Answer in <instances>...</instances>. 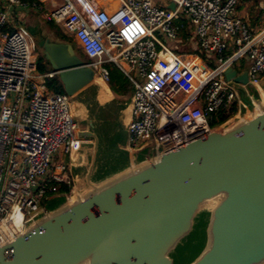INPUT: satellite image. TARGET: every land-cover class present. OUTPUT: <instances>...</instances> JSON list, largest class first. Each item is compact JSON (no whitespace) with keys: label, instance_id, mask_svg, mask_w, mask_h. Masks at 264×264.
I'll return each mask as SVG.
<instances>
[{"label":"built area","instance_id":"obj_1","mask_svg":"<svg viewBox=\"0 0 264 264\" xmlns=\"http://www.w3.org/2000/svg\"><path fill=\"white\" fill-rule=\"evenodd\" d=\"M241 1L0 0V244L42 214L61 184L72 185L64 157L84 143L72 98L44 83L57 75L37 72L23 19L41 12L107 85L108 66L119 69L133 86L128 148L169 152L209 135L219 113L237 115L240 89L250 95L264 79V26L256 32L239 15ZM232 69L247 71V85L226 78Z\"/></svg>","mask_w":264,"mask_h":264},{"label":"water","instance_id":"obj_2","mask_svg":"<svg viewBox=\"0 0 264 264\" xmlns=\"http://www.w3.org/2000/svg\"><path fill=\"white\" fill-rule=\"evenodd\" d=\"M168 8L174 10V3ZM35 40L67 96L94 85V71L73 44L39 32ZM226 78L248 83L247 71L238 75L232 69ZM95 87L100 106L121 97L112 93L101 103ZM261 91L264 79L259 88H249L250 95L240 89L237 115L169 152L153 144L128 148L131 97H122V132L108 146L92 131L94 121L87 128L79 124L80 139L92 143H82L70 158L71 196L51 198L22 233L0 244V264H174V253L201 222L204 247L189 264H264ZM76 106L84 111L75 117L81 119L85 108ZM79 181L83 186L76 192Z\"/></svg>","mask_w":264,"mask_h":264},{"label":"rangeland","instance_id":"obj_3","mask_svg":"<svg viewBox=\"0 0 264 264\" xmlns=\"http://www.w3.org/2000/svg\"><path fill=\"white\" fill-rule=\"evenodd\" d=\"M250 8L247 7L243 1L240 3L237 10L240 15H243L245 14V12L250 11ZM257 13L258 12L255 11L254 14L255 17ZM23 23L27 28V30L34 37V39L36 32H39L43 36L50 38L51 40L54 41L60 40V38H58L57 36V31L60 29V27L55 25V28H52L50 24L51 22L45 20L41 12H34V11L30 12L28 16L23 19ZM261 23L262 22H260V26L258 28L255 27L256 29L254 30L256 32L261 30L260 28ZM35 43H36V54L38 55V57H40L43 55L42 50L37 47L36 40ZM244 66L246 67V62L240 61L237 65V68L239 70H243L245 68ZM96 97H97V88L95 87V85H92L85 92L71 99V103H72V108L73 106L75 107L76 105H81V107L85 108L86 111L85 116L81 119L79 117L76 118L78 120V123L80 124L81 127L87 128L89 126V122L94 121L95 127L92 131L99 135V137L101 138V143L105 147V145L108 146V144L114 141L116 133H118L119 131H120L119 133L122 132L119 127L120 118L123 113V107L125 104L124 100L125 98L128 97L125 98L115 97V100L113 102L102 106H100V104L96 102ZM255 102H256V98H255ZM74 117L76 116L74 115ZM88 141H91L90 143H92V140H88ZM60 154L61 151H58L55 154L54 157L55 162H57L61 158ZM64 159H65V163L66 162L68 163L67 157H64ZM67 196L70 197L71 195H67ZM203 226L204 224L203 222H201L196 227L194 233L189 238H187L181 244L178 250L174 253L173 255L174 264H189L199 255L205 243V232L203 230Z\"/></svg>","mask_w":264,"mask_h":264},{"label":"trees","instance_id":"obj_4","mask_svg":"<svg viewBox=\"0 0 264 264\" xmlns=\"http://www.w3.org/2000/svg\"><path fill=\"white\" fill-rule=\"evenodd\" d=\"M24 1L25 2H33V0H24ZM243 1H244V3L253 2L252 6L250 8V15L252 16V26L255 27L256 25L260 24V22H262V21L264 22V18L262 19V17H264V12L260 11L259 13H257L256 17L254 16V14H255V10H254L255 5L254 4H257L259 2V0H242L241 2H243ZM0 9H1V2H0ZM50 24H51L52 28H55L56 24H54L52 22ZM185 26H186V23H185ZM57 36L63 42L72 43V39L67 37L66 35H64V33L60 29L57 31ZM80 55L86 62L88 61V59L86 58V56L83 54L82 51L80 52ZM108 67L110 69V79L108 82V86H109L110 90L112 91V93L117 95V96H121V97H131V95L133 93V86L130 83V81L114 65H109ZM49 71H50V67H49L48 63H46V61L44 60V58L42 56L38 57V59H37V72L41 75H45ZM44 83L52 92L57 93V94H65L63 85L59 81L57 76L53 77V78H49V77L45 78ZM236 112H237V109L235 108L228 115H226L225 113H219L217 120L213 121L211 123V125L213 127L221 126L222 124L227 122L229 119H231L236 114ZM71 190H72V185L69 186V185L61 184L59 191H58V195L59 196L69 195L71 193Z\"/></svg>","mask_w":264,"mask_h":264},{"label":"bare ground","instance_id":"obj_5","mask_svg":"<svg viewBox=\"0 0 264 264\" xmlns=\"http://www.w3.org/2000/svg\"><path fill=\"white\" fill-rule=\"evenodd\" d=\"M97 80V82H96V80ZM95 79H94V81L92 82V84H94V85H96L97 87H98V99H99V101L101 102V103H106V102H108V101H110L111 99H112V97H110L109 95H108V85L100 78V77H95ZM100 83V84H99ZM261 96H262V101H263V103H264V92L263 91H261ZM257 105V104H256ZM72 112H73V114L75 115V116H81V115H83V113H84V111L81 109V108H79V106H73V108H72ZM125 115H126V121H128L129 120V118H130V109H128L127 111H126V113H125ZM77 156H75L74 157V160L76 161L77 160ZM78 159H80V157L78 158ZM74 161V162H75ZM77 162H78V160H77ZM83 186V184H82V181H79L78 183H77V185H76V192L78 191V189H80L81 187Z\"/></svg>","mask_w":264,"mask_h":264},{"label":"crops","instance_id":"obj_6","mask_svg":"<svg viewBox=\"0 0 264 264\" xmlns=\"http://www.w3.org/2000/svg\"><path fill=\"white\" fill-rule=\"evenodd\" d=\"M252 4H253V2H247V3H245V5L247 6V7H251L252 6ZM260 4H261V0H259V2L257 3V4H254L255 5V7H254V10L255 11H257L258 13L260 12V11H262V12H264V10H262L261 8H260ZM257 5V6H256ZM240 15V14H239ZM28 16V15H27ZM26 16V17H27ZM240 16H242L246 21H248L249 22V24H250V26L253 28V29H256L255 27H259L260 26V24H258V25H256L255 27H253L252 26V20H251V15H250V11H248V12H245V14H243V15H240ZM264 18V17H263ZM263 24H264V22L262 21V23H261V27L263 26ZM260 27V28H261ZM65 35V34H64ZM68 37V36H67ZM70 38V37H69ZM59 42H63L62 40H59ZM70 43V42H69ZM71 44H73L74 46H75V49H76V51H77V53L80 55V52H81V50H80V47H79V45H78V43L76 42V41H74L73 39H72V43ZM81 56V55H80ZM50 72V71H49ZM96 80V79H95ZM96 82H97V80H96ZM100 84V83H99ZM108 95L110 96V97H112L113 96V94H112V91L110 90V88H109V86H108ZM91 141H88V140H84V143H90ZM78 157V156H77ZM79 158V157H78ZM78 158H77V160H78ZM67 160H68V166H69V163H70V158H67ZM77 160L75 161L74 160V158H73V162L75 161L76 163H77ZM74 162V163H75ZM69 170H70V167H69Z\"/></svg>","mask_w":264,"mask_h":264}]
</instances>
